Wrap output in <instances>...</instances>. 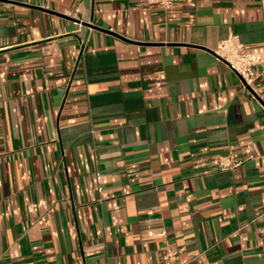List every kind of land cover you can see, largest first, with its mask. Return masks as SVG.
<instances>
[{"label": "crops", "instance_id": "crops-1", "mask_svg": "<svg viewBox=\"0 0 264 264\" xmlns=\"http://www.w3.org/2000/svg\"><path fill=\"white\" fill-rule=\"evenodd\" d=\"M230 33L264 58V0H0V264H264V64L256 97Z\"/></svg>", "mask_w": 264, "mask_h": 264}, {"label": "built area", "instance_id": "built-area-1", "mask_svg": "<svg viewBox=\"0 0 264 264\" xmlns=\"http://www.w3.org/2000/svg\"><path fill=\"white\" fill-rule=\"evenodd\" d=\"M146 1L152 7L167 9L173 3L182 2L184 0ZM215 54L218 59L228 66L229 70L238 76L241 87L245 90L252 91L255 94L254 86L257 80V75L254 72V68L259 64H264V58L256 53L244 52L243 45L240 43L237 35L234 33H230L227 39L219 43ZM259 101L264 109V99L259 98ZM244 162L245 159L239 155L228 153L227 155H223L218 158L217 168L219 171H234L238 169ZM160 236H164V233H161ZM162 264L187 263L179 259L176 251L167 249L163 254Z\"/></svg>", "mask_w": 264, "mask_h": 264}, {"label": "water", "instance_id": "water-1", "mask_svg": "<svg viewBox=\"0 0 264 264\" xmlns=\"http://www.w3.org/2000/svg\"><path fill=\"white\" fill-rule=\"evenodd\" d=\"M46 12H49V11H46ZM55 14V13H53ZM213 55H215L213 52H211ZM216 56V55H215ZM217 57V56H216ZM218 58V57H217ZM254 96H256L252 91H250ZM257 97V96H256Z\"/></svg>", "mask_w": 264, "mask_h": 264}]
</instances>
